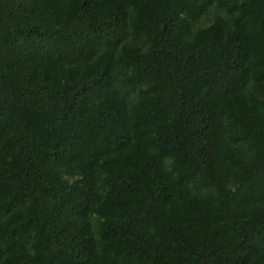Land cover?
Segmentation results:
<instances>
[{
  "label": "trees",
  "instance_id": "trees-1",
  "mask_svg": "<svg viewBox=\"0 0 264 264\" xmlns=\"http://www.w3.org/2000/svg\"><path fill=\"white\" fill-rule=\"evenodd\" d=\"M0 264H264V0H0Z\"/></svg>",
  "mask_w": 264,
  "mask_h": 264
}]
</instances>
